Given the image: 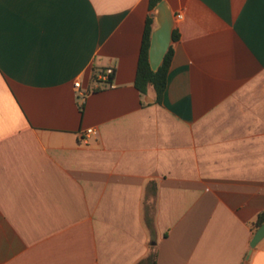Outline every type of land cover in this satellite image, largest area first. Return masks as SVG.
<instances>
[{"label":"crops","instance_id":"obj_1","mask_svg":"<svg viewBox=\"0 0 264 264\" xmlns=\"http://www.w3.org/2000/svg\"><path fill=\"white\" fill-rule=\"evenodd\" d=\"M165 1L158 103L150 0H0V264H264V0Z\"/></svg>","mask_w":264,"mask_h":264},{"label":"trees","instance_id":"obj_2","mask_svg":"<svg viewBox=\"0 0 264 264\" xmlns=\"http://www.w3.org/2000/svg\"><path fill=\"white\" fill-rule=\"evenodd\" d=\"M160 1L161 0H150L149 9L153 10L154 7ZM152 24H153V17L149 15L146 20L144 34H143V43L140 52L139 66L137 70L135 86L142 94L147 92V89L150 85L153 86L156 91V102L160 103L162 100V96L165 92V89L167 87V78L171 66L173 48L172 46H170L158 70L153 71L149 63V48L151 41ZM175 38H177V35H176V31L174 30L173 39ZM107 76L109 80L112 78V74H108ZM263 223H264V211L258 214L255 222V227L258 228ZM137 264H156L155 254L154 253L149 254V256L145 260Z\"/></svg>","mask_w":264,"mask_h":264},{"label":"water","instance_id":"obj_3","mask_svg":"<svg viewBox=\"0 0 264 264\" xmlns=\"http://www.w3.org/2000/svg\"><path fill=\"white\" fill-rule=\"evenodd\" d=\"M154 17L157 27L151 33L149 63L151 69L157 71L173 41L174 17L165 0L156 5ZM263 238L264 223L257 228L250 247L254 248Z\"/></svg>","mask_w":264,"mask_h":264},{"label":"built area","instance_id":"obj_4","mask_svg":"<svg viewBox=\"0 0 264 264\" xmlns=\"http://www.w3.org/2000/svg\"><path fill=\"white\" fill-rule=\"evenodd\" d=\"M178 17L180 18L181 15H178ZM112 73H113L112 70H108V71L106 72V76H107L108 74H112ZM106 76H105V77H106ZM74 85H75V87H77V88H79V87L81 86V84H80L79 81L75 82ZM95 134H97V131L94 130V129H92V128H90V129H88V130L85 131V135H84L85 137H83V139H86L87 136H89V135H95Z\"/></svg>","mask_w":264,"mask_h":264}]
</instances>
